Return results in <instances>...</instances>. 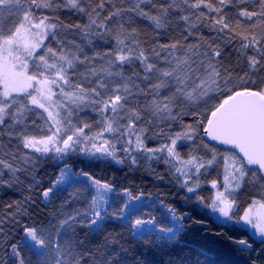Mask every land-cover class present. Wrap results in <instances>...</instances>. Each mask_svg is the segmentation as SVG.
<instances>
[{
    "label": "snow or ice",
    "instance_id": "6c2138e0",
    "mask_svg": "<svg viewBox=\"0 0 264 264\" xmlns=\"http://www.w3.org/2000/svg\"><path fill=\"white\" fill-rule=\"evenodd\" d=\"M120 3L124 6L113 0H0V169L7 170L0 171V177L10 174L0 184L11 187L19 182L16 173L29 169L18 165L35 166L40 158L64 159L77 152L95 159L110 157L117 163L128 160L131 166L141 160L149 168L162 162L180 188L195 196L202 211L218 216L222 225L250 226L264 245V184L260 198H253L243 215L237 218L234 213L237 191L245 183L255 186L264 181V79L259 84L253 79L264 73V0ZM240 5L244 7L233 21L227 10ZM62 14L76 16L78 22H65ZM127 14L150 21L155 29L168 27L178 17L185 25V42L146 48L139 30L121 21ZM244 21L250 22L248 28L237 31ZM201 25L215 35L206 38L194 31ZM236 35L240 37L237 54L245 64L233 68L224 58ZM190 37H195L194 42ZM234 73L242 87L233 83ZM89 112L91 121L80 115ZM185 116L193 122L186 123ZM174 123L179 131L173 130ZM201 131L232 151L210 148L200 138ZM149 139L162 142L149 147ZM182 141L193 145L186 157L178 150ZM200 146L207 150L205 155L198 154ZM118 150L124 158L117 156ZM216 168L222 169L223 180L210 181L216 191L206 200L197 191L199 177ZM55 183L63 184L64 190L78 185L75 190L77 198L83 197V210L75 209L58 228L46 230L21 226L15 219L17 205L10 222L20 227L23 236L8 245L10 251L0 248V264H33L25 249L36 264H128L125 236L147 248L167 247L186 230V220L204 223L171 206L170 220L159 223L145 211L155 201H147L143 191L134 194L123 188L117 204L113 184L83 170L74 172L66 162ZM52 192L50 187L42 195L47 200ZM112 224L120 231H109ZM77 225L87 230L83 239ZM5 226L0 219V237L10 235ZM69 228L75 241L65 239ZM90 234L103 239L90 246ZM234 243L255 251L247 240ZM182 253L174 247L169 264H201L205 255L194 249ZM260 257L264 264V249ZM134 259L135 264H148L146 259Z\"/></svg>",
    "mask_w": 264,
    "mask_h": 264
},
{
    "label": "trees",
    "instance_id": "16d2710c",
    "mask_svg": "<svg viewBox=\"0 0 264 264\" xmlns=\"http://www.w3.org/2000/svg\"><path fill=\"white\" fill-rule=\"evenodd\" d=\"M113 3L117 4V6H124L121 5L120 0H113ZM240 7H244V5L227 10L229 15L233 17V21H235L236 13ZM202 10L207 12L206 9ZM187 11L190 13L192 10L189 9ZM208 15L214 16L215 14L208 13ZM61 18L65 22H78L76 16L68 14H62ZM192 19L194 20L195 16ZM121 21L126 27H135L139 30V39L144 42L146 48L151 47L154 43L170 44L177 40L182 43L185 42L183 36L185 25L178 21V17H173L171 25L162 29H155L150 21L134 14L125 15L121 18ZM249 24L250 22L247 21L242 22V28L237 29V31L247 29ZM194 31H199L206 38L215 35L210 33L209 29L203 25ZM256 32L259 35L260 29L257 28ZM194 39L195 37L189 38L193 42ZM239 47L240 37L236 35L233 37L232 43L227 46V54L224 58L226 65L236 68L237 63L241 66L245 64L244 59L237 54ZM244 71H247L246 67H244ZM240 74L242 75V73ZM253 79L259 84L260 80L264 79V73H260L259 76L253 77ZM233 83L243 86L236 79L235 73L233 74ZM80 115L88 121H91L93 117L91 112L87 114L81 113ZM33 118L35 119V117ZM184 121L192 123L193 118L185 116ZM40 123L43 125L42 121ZM173 130L179 131L178 123L173 124ZM199 136L203 139L202 131ZM4 142L8 143L6 138ZM161 142L159 139L146 141L149 147L158 146ZM196 145H200V139L196 141ZM208 145L210 148L214 147L213 145ZM192 148L193 145L190 143L179 147L178 150L182 156L186 157ZM215 148L220 153L225 152V150L216 146ZM206 152L207 150L202 146L198 148V154L205 155ZM0 156H2V150H0ZM65 162L74 172L83 170L94 179L113 184L116 191L112 195L117 204L122 196L123 188H130L134 194L143 191L147 201H155L150 208H145V211H150L159 223H167L170 220V215L167 212L168 206L174 207L178 212H186L195 219L204 222L203 224H195L186 220V230L180 233L177 240L170 242L167 247L147 248L138 245L131 237L125 236V246L130 249L125 254L128 264H135L134 258L136 257L146 259L148 264H169V260L174 258L173 255H170L174 252V247L183 249L182 254L184 255H187L189 250L192 249L204 251L205 255L201 257V264H252L253 260L257 264H262L260 253L264 249V245L260 243V240L254 238L240 223L230 222L222 225L221 221L214 215L206 214V210L202 211L195 203V196L180 188L175 178L167 171V166L162 162L152 163L151 168L143 160L140 161L139 165L131 166L128 160L117 164L108 160H92L81 156H71ZM65 162L60 163L52 157H44L38 159L35 166L18 165L29 169L27 172L16 173V176L19 177V182L13 183L11 187L6 184H0V219L5 220L4 232L10 233V235L0 237V248L10 251L8 245L23 236L20 227H14L10 222L11 215L17 213V205H19V212L16 214L15 219L19 221L21 226H36L46 230L58 228L60 220L67 215L74 214L75 209L83 210V197L77 198L76 195L75 189L79 187L78 185L69 187L66 190H64V187L56 188L58 184L55 182L59 179ZM0 171L6 172L7 170L0 169ZM221 176L222 169H209L205 172L199 177L201 187L197 190L198 194L206 200L210 199L213 196L210 181L213 179L220 181ZM158 177H163V179ZM9 178L10 174L0 177L3 180H8ZM261 184H264V181H258L255 186L251 183H245L235 194L237 207L234 209V213L237 218L243 215L244 210L250 206L253 198H260ZM50 187L53 188V192L50 193L49 198L46 200L42 193ZM148 193L152 194L151 197H148ZM186 197H191V199L186 201ZM9 204L13 205L11 209L7 207ZM108 227L109 231L114 229L115 231H120L115 224ZM86 231V229L81 230L78 225L76 226V232L80 239L84 238ZM65 239H73L75 241V238L72 237L71 228L66 230ZM102 239L101 236L94 234H90L87 237L90 246H94L96 242L102 241ZM241 239L247 240L255 251L242 250V245L234 243V241ZM24 254L32 259L33 264H36L35 257L27 249L24 250ZM0 256H3L2 251H0Z\"/></svg>",
    "mask_w": 264,
    "mask_h": 264
},
{
    "label": "rangeland",
    "instance_id": "374dc122",
    "mask_svg": "<svg viewBox=\"0 0 264 264\" xmlns=\"http://www.w3.org/2000/svg\"><path fill=\"white\" fill-rule=\"evenodd\" d=\"M46 115V114H45ZM191 142H189V141H182V142H180V144H182V145H187V144H190ZM118 147V149H119V145L117 146ZM25 151H27V150H25ZM74 157V156H81L82 158H88V159H92V160H108V161H111V162H115V163H117L115 160H113V159H111L110 157L109 158H106V159H95V158H92V157H89V156H86V155H83V154H81V153H79V152H77V153H74V154H71V155H69V156H67V157H65L64 159H59V158H54V159H56L58 162H60V163H63V162H65L66 160H68L70 157ZM117 156L118 157H120V158H124V153L122 152V151H119L118 150V152H117ZM49 157H51V156H49ZM44 158V157H43ZM53 158V157H52ZM117 164H120V163H117ZM222 180H223V175L221 176V182H222ZM64 187V185L63 184H58L57 186H56V188L58 189V188H63ZM221 190H223L222 188H221ZM212 191H213V196H214V194H215V189H212ZM238 192V191H237ZM121 198H122V196H121ZM121 198L119 199V200H121ZM119 203H120V201H119ZM118 203V204H119ZM215 216V215H214ZM218 220H220L219 218H218V216H215ZM227 223H230V222H227ZM240 225L242 226V227H244L245 229H247V231H249L250 232V234L254 237V238H256V239H258V240H260L261 238L259 237V236H257V235H255L254 234V230L250 227V226H248V225H245V224H243L242 222L240 223Z\"/></svg>",
    "mask_w": 264,
    "mask_h": 264
},
{
    "label": "water",
    "instance_id": "95a60500",
    "mask_svg": "<svg viewBox=\"0 0 264 264\" xmlns=\"http://www.w3.org/2000/svg\"><path fill=\"white\" fill-rule=\"evenodd\" d=\"M203 140L204 142H206L207 144H210V145H213L214 147H218L222 150H225V151H232L228 146H225V145H220L218 144L217 142H214V141H210L207 137H204V134H203Z\"/></svg>",
    "mask_w": 264,
    "mask_h": 264
}]
</instances>
